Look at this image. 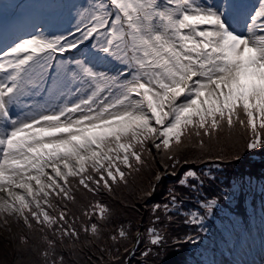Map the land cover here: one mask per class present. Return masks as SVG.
Listing matches in <instances>:
<instances>
[{
	"label": "snow or ice",
	"instance_id": "obj_1",
	"mask_svg": "<svg viewBox=\"0 0 264 264\" xmlns=\"http://www.w3.org/2000/svg\"><path fill=\"white\" fill-rule=\"evenodd\" d=\"M256 153L264 0L0 3L7 264H264V171H238Z\"/></svg>",
	"mask_w": 264,
	"mask_h": 264
},
{
	"label": "trees",
	"instance_id": "obj_2",
	"mask_svg": "<svg viewBox=\"0 0 264 264\" xmlns=\"http://www.w3.org/2000/svg\"><path fill=\"white\" fill-rule=\"evenodd\" d=\"M248 161L243 166L242 169H239L238 171H243L245 174L252 173L254 175L259 174L261 171H264V154L256 153L253 156L248 157ZM231 171V170H230ZM224 179H230L228 173H225L223 176ZM145 179H147V176H145ZM117 198H127L128 192L126 190L124 191H118L114 194ZM105 199H108L109 202H113V198L109 196H105ZM252 196H249L246 200L240 201L238 200L235 204H233V211L236 216L239 217L242 223H247L249 221V212L252 207ZM256 206H259V195L258 192L256 194L255 199ZM141 217H144V219H147L146 210L143 209V207L137 203L135 208H132L129 206L127 210H122V216L121 218H127L132 220H139ZM219 219V218H218ZM3 235H4V228L3 225L0 224V261H3L4 264H7L8 261L12 259V256L10 254V250L5 248L4 241H3ZM213 243L219 248L221 243L226 244L227 241L222 240V238L219 235H215V239L213 240ZM99 255V253H97ZM87 256H91L92 264H96L97 256H92L91 253L83 254L79 259L82 261V264H87ZM193 254L192 250L188 245L183 246L182 252L177 256L174 257V259H192ZM142 257H140L139 253H137L136 257L133 258L132 264H136V261L141 260Z\"/></svg>",
	"mask_w": 264,
	"mask_h": 264
},
{
	"label": "rangeland",
	"instance_id": "obj_3",
	"mask_svg": "<svg viewBox=\"0 0 264 264\" xmlns=\"http://www.w3.org/2000/svg\"><path fill=\"white\" fill-rule=\"evenodd\" d=\"M0 1H4V3L9 2V0H0ZM17 2H23V0H17ZM222 258H223L225 261H229V260H231V257L228 255L227 249H225V251H224V255L222 256ZM255 258H256V260H257V264H259L260 254H259L258 249H257V251H256V253H255Z\"/></svg>",
	"mask_w": 264,
	"mask_h": 264
}]
</instances>
